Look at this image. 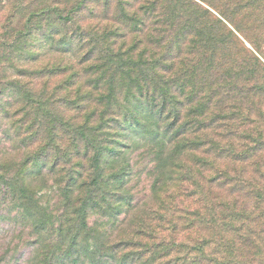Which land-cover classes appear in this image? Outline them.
<instances>
[{"label":"trees","instance_id":"1","mask_svg":"<svg viewBox=\"0 0 264 264\" xmlns=\"http://www.w3.org/2000/svg\"><path fill=\"white\" fill-rule=\"evenodd\" d=\"M7 1L14 3L6 18L11 40L1 43L12 50L11 57L17 55V59L33 62L37 54L61 53L58 59L48 60L36 69L29 68L27 74L65 75L63 82L69 85L83 80L82 76H86L84 79L90 76L92 83L77 89L82 91L93 85L107 93L92 99L94 93L90 92L84 103L119 104L125 117L142 110L134 105L141 101H148L149 108H161L136 114L132 119L146 133L150 127L159 131L152 142L157 173L154 186L164 180L165 195L159 200L164 213L159 219L164 227L170 228L173 237L153 246L156 249L142 245L140 253L128 254L122 261L264 264V64L255 54H264V0H228V8L212 4L220 17L195 3L190 4L192 11L188 14L186 1L185 5L182 0H170L165 5V16L169 24L179 23L180 27L158 32V45L169 32L175 31V36L160 51L156 50L152 60L139 62L130 54L132 47L114 50L111 43L101 45L93 37L88 39L79 27L76 32L67 33L69 36L62 34L58 39L53 36V43L43 50L45 53L30 54L27 49L22 57L28 47L21 44L23 39L30 40L34 35L45 38L51 14L56 16L58 26L75 23L83 2L38 0L30 5ZM4 7L0 1V9ZM24 22L35 24L37 30L33 33L17 28ZM205 25L212 30L203 29ZM239 36L249 43L250 49ZM182 49H186L185 56ZM179 56L181 59L176 62ZM13 86L19 89L20 85L15 82ZM25 86L19 89L21 94L31 100L35 97L41 108L39 96L31 92L32 88L24 89ZM119 94L123 97L118 102ZM76 107L85 108L80 104ZM104 109L105 113L113 112L109 107ZM104 128H78L96 172L104 153L96 142L103 137L106 143L112 135L111 128ZM164 163L168 168L163 167ZM99 178L98 174L90 185L98 186ZM2 180L0 175V183ZM3 196L6 203L14 200L7 189ZM179 233L187 238L178 239ZM163 257L166 259L162 260Z\"/></svg>","mask_w":264,"mask_h":264},{"label":"rangeland","instance_id":"2","mask_svg":"<svg viewBox=\"0 0 264 264\" xmlns=\"http://www.w3.org/2000/svg\"><path fill=\"white\" fill-rule=\"evenodd\" d=\"M0 1L5 6L0 9V175L3 179L0 183V264H148L143 260L136 263L122 260L133 252L140 253L142 245L156 249L153 246L168 241L173 234L159 219L164 213L159 203L165 195L164 180L154 186L157 173L152 142L159 131L154 132L150 127L146 133L133 124L132 118L145 111L159 110L160 106L149 108L148 101H141L134 105L144 110L125 117L119 104L84 103L90 92L94 93L92 99L107 93L104 88L95 89L93 85L78 90V86L92 83L90 76L86 79L82 76L83 80L69 85L63 82L65 75L27 74L29 68L36 69L48 60L58 59L61 53L37 54L33 62L17 59V55L11 57L12 50L3 47L1 42L11 40L6 18L14 3ZM37 1L17 0V3L31 5ZM169 1L82 0L80 17L75 23L58 26L56 16L51 14L45 38L34 35L30 40L23 39L21 44L28 47L22 57L27 49L30 54L45 53L43 50L53 43V36L56 39L62 34L69 36L79 27L88 39L93 37L101 45L111 43L114 50L132 47L130 54L135 61L152 60L156 50L160 51L175 36V31L169 32L158 45L157 33L180 27L179 23L169 24L165 16ZM185 1L188 14L192 11L191 3L218 17L212 8L214 4L228 8V0L181 2ZM222 22L231 27L225 19ZM20 27L33 33L37 30L35 24L27 22L17 28ZM203 29L212 30L206 25ZM239 37L250 49L249 43ZM216 42L219 44L217 38ZM262 49L264 53V42ZM185 50L182 49L183 56L187 54ZM255 54L264 64V54ZM180 59L181 56L176 58V62ZM15 82L20 90L25 85L24 89L32 88L31 92L42 101L41 108L35 97L33 100L24 97L13 86ZM122 97L119 94L118 102ZM129 99L135 101L134 97ZM79 104L85 108H77ZM107 107L113 112L105 113ZM81 126L111 128L112 135L106 143L103 137L96 142L104 152L97 172L90 164L91 154L86 153L85 141L78 135ZM163 167L168 168L166 163ZM98 174L99 185L91 186ZM6 189L14 195L12 202L6 203L7 198L3 196ZM178 235V239L187 238L182 233Z\"/></svg>","mask_w":264,"mask_h":264}]
</instances>
